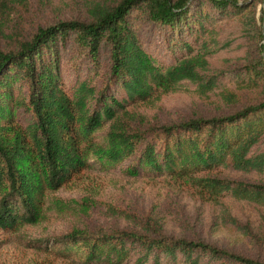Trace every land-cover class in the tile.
Listing matches in <instances>:
<instances>
[{
    "label": "trees",
    "instance_id": "obj_1",
    "mask_svg": "<svg viewBox=\"0 0 264 264\" xmlns=\"http://www.w3.org/2000/svg\"><path fill=\"white\" fill-rule=\"evenodd\" d=\"M21 1L0 0L1 14ZM262 1L85 0L84 19L0 48V229L35 224L50 192L94 167L177 180L222 208L240 200L264 210ZM186 83L240 104L178 121L146 116L142 105ZM235 87L250 95L238 100ZM51 244L79 264H264L153 224L72 230Z\"/></svg>",
    "mask_w": 264,
    "mask_h": 264
},
{
    "label": "rangeland",
    "instance_id": "obj_2",
    "mask_svg": "<svg viewBox=\"0 0 264 264\" xmlns=\"http://www.w3.org/2000/svg\"><path fill=\"white\" fill-rule=\"evenodd\" d=\"M85 0H25L0 12V48L16 37L59 20L84 19ZM263 15L264 0L257 4ZM264 31V28H263ZM13 34V38L8 36ZM238 100L250 93L234 88ZM240 103H226L213 93L201 95L186 83L169 96L142 105L147 117L178 121L193 116L228 113ZM241 178L239 175H234ZM221 205L204 201L190 186L167 178L127 176L117 170L91 168L50 192L38 222L15 231L0 229V264H79L51 248L53 239L72 230L96 233L101 229H141L153 224L173 237H184L264 259V210L245 201ZM248 225L251 236L239 231L222 213Z\"/></svg>",
    "mask_w": 264,
    "mask_h": 264
}]
</instances>
